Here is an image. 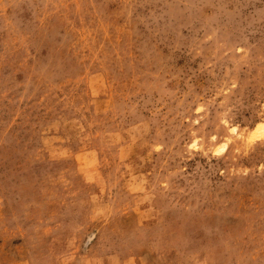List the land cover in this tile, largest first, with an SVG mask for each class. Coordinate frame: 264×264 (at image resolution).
Segmentation results:
<instances>
[{
  "label": "rangeland",
  "instance_id": "rangeland-1",
  "mask_svg": "<svg viewBox=\"0 0 264 264\" xmlns=\"http://www.w3.org/2000/svg\"><path fill=\"white\" fill-rule=\"evenodd\" d=\"M0 264H264V0H0Z\"/></svg>",
  "mask_w": 264,
  "mask_h": 264
}]
</instances>
